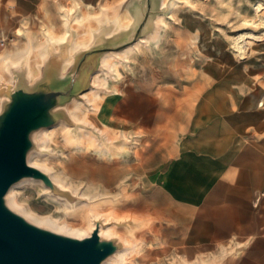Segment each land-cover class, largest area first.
I'll return each instance as SVG.
<instances>
[{
  "label": "rangeland",
  "instance_id": "rangeland-1",
  "mask_svg": "<svg viewBox=\"0 0 264 264\" xmlns=\"http://www.w3.org/2000/svg\"><path fill=\"white\" fill-rule=\"evenodd\" d=\"M120 1L0 0V37L8 41L5 47H0V56L7 53L8 48L15 49L16 45L41 37L45 29L62 31L58 5L73 6L79 20L91 14H99L101 7H116L115 12L106 11L105 20L93 18L86 28L70 22L73 27L69 37L70 49L76 51L86 47L88 51L80 62V66L87 70V78L82 87L69 94L66 104H71L82 93L93 88L88 94L91 102L85 101L79 115L82 121L91 122L103 134L90 124L79 123L68 115H59L54 124L45 127L49 137L43 135L37 141L41 146L35 142L31 149V153L37 154L40 162L49 165L53 171L64 177V187L72 191L74 185L79 184L76 193L72 191L73 194L67 200L70 208L58 200L60 196L67 197L66 192L62 191L61 194L59 190H53L41 179L26 178L25 181H19L16 188L20 201L31 206L34 212L41 215L54 214L57 218L79 224L80 227L84 224V219L81 216L69 217L67 212L78 211L76 205L80 200L79 195L87 183L105 187L109 195H112L102 200L103 210L134 213V216H145L147 212L154 211L158 216L166 211L164 208H170L161 196H155L156 192H147L144 189L145 181L138 180V175L133 172V160H130L132 157L129 155H134L139 145L136 134L129 136L130 139L123 137V134L108 128L107 121L118 124L121 122L102 116L109 98L120 95L124 83L134 81V65L137 62L145 67L143 70L146 73L142 76L147 87L155 88L158 93L160 88L169 91L163 100V107L173 104L178 107H195V98L186 96L183 100L181 94L192 91L193 84L202 77L205 78L207 88L216 86L211 93L210 107L214 108L216 100L233 98L234 108L224 112L225 117L217 120L216 124L234 131L235 134L264 133V0H165L166 6L161 10L153 9L152 6L148 10V4L152 5V0H139L141 6L144 2L147 6H142L141 19L132 29L133 32L108 39L93 49V32L97 26L104 24V21L110 24L116 16L112 28L116 32L125 27V17L134 18L129 6L119 4ZM183 11L200 14L207 24L204 23L205 26L201 28L200 40H187L182 52L177 48L168 51V47L162 42L163 36L172 35L169 28ZM159 12L162 13L165 23H156L157 33L152 41L137 48L136 43L142 36L149 17ZM22 28L24 34L21 37L19 33ZM85 29L89 31L87 35L81 33ZM154 48L161 50L160 53L156 51L159 55L155 57L152 56ZM110 51H119L121 54L114 59V69L104 71L101 58ZM149 52L152 55L149 56ZM25 61L31 64L33 71H40L42 55L36 57L30 52L25 56ZM9 65L8 59L0 61V68L8 81L12 77ZM99 70L100 73L95 77L96 85L92 86L91 78ZM80 73L81 70H77L75 78ZM200 92L201 88L195 87L194 93ZM223 107L228 108L225 105ZM105 135L111 138H106ZM99 150L106 157L99 158ZM182 183L193 185L195 181L167 180V184L174 187L181 186ZM147 193L153 196H148ZM53 195H57L58 199ZM154 221L158 220L150 213L144 222L145 228L149 229L144 231L143 236L136 234L135 239H143V244L132 260L134 264H173L182 258L188 261L196 258L194 246L184 247L183 253L179 249L175 253L170 252V246L161 241L163 230L152 227L155 225ZM133 225L130 223V228ZM128 228L124 227L125 230ZM119 245L121 248L122 244ZM202 258L211 264L220 262L216 256L207 254L202 255L198 263Z\"/></svg>",
  "mask_w": 264,
  "mask_h": 264
},
{
  "label": "crops",
  "instance_id": "crops-1",
  "mask_svg": "<svg viewBox=\"0 0 264 264\" xmlns=\"http://www.w3.org/2000/svg\"><path fill=\"white\" fill-rule=\"evenodd\" d=\"M204 23L200 14L183 11L169 28L172 35L164 34L162 42L168 51L182 52L187 40H200ZM153 50L149 56L161 51ZM134 68V81L109 98L102 116L121 122L107 121L123 137L136 134L139 145L129 155L133 172L145 181L147 192H156L170 206L160 216L150 212L160 221V227L158 221L152 227L163 230L161 241L173 253L194 246L199 258L217 255V264H264V133L235 134L216 124L234 108L233 98L216 100L210 107L216 86L207 88L205 78L181 94L183 100L195 98V107H163L169 91L160 88L159 94L147 87L145 67L137 62ZM195 87L201 92L194 93ZM169 179L195 183L174 187L167 184Z\"/></svg>",
  "mask_w": 264,
  "mask_h": 264
},
{
  "label": "bare ground",
  "instance_id": "bare-ground-1",
  "mask_svg": "<svg viewBox=\"0 0 264 264\" xmlns=\"http://www.w3.org/2000/svg\"><path fill=\"white\" fill-rule=\"evenodd\" d=\"M119 4L128 5L129 9L134 14V18L132 19L128 16L125 17V27L116 32L112 31V28L116 22V16L111 20L110 24L104 21V24L97 26L93 32V49H96L101 43L107 41L108 39L124 34H131L133 32L132 29H134L141 19L140 16L142 14V6H144V8L147 6L146 2H144L141 6L139 0H121ZM151 6L153 9L161 10L166 6V2L165 0H152V5L151 3L148 4V10L151 9ZM115 8V5L111 7H101L99 14H91L86 18L81 17L84 19L79 20V15L75 14L76 10L73 6L64 7L58 5V12L60 13L61 25L63 28L62 31L57 32L56 30H51V28H48L44 30V33L41 37H35L24 42L22 45H16L15 49L8 48V52L0 56V61H3L4 59L9 60V72L11 73L12 77L11 80L8 81L5 78L2 69L0 68V113L3 111L5 107L4 105L10 101V93L19 88H24L31 91L37 90V88L39 89V87L45 81H49L50 87L56 90L61 88L68 89L71 86L77 90L82 87L84 80L87 78V70L80 66V62L84 54L88 51L86 47H81L76 51H72L70 49L69 37L71 36L73 30L70 22L75 24V26L77 25L79 27L86 28L87 24L91 23L93 18L105 20L104 15L106 11L112 13L115 12ZM161 14L162 13L159 12L156 13V15L149 17L147 24L143 28L142 36L136 43L137 48H141L144 44L152 41V38H154V35L157 33L155 29L156 23H165ZM21 30L22 31L19 34L22 37L24 30L23 28ZM81 33L87 35L89 31L85 29ZM30 52H33L36 57L38 55H42L39 72L33 71L31 64L25 61V56ZM119 54H121L119 51H110L103 55L101 58L102 69L104 71L113 70L115 67L114 59L118 57ZM79 69L81 70V73L75 78V73L77 70L79 71ZM99 73L100 70L93 74L90 81L92 86L96 85L95 77ZM91 90H93V88L82 93L74 102L69 105L66 104L67 96L61 97L60 103L52 109V113L55 115V117L58 115H68V117L75 119L79 123L84 122L90 124L94 129H96V131L103 134V131L92 125L91 122L82 121L79 115L81 107L85 104V101L91 102V97L88 95ZM8 91L9 93H7ZM87 134H89V131H87ZM43 135L48 136L47 130L45 128H41L38 131H32L30 138L33 143L36 142V144L41 146V143H38L37 141H39ZM105 137L109 138L110 136L108 137L105 135ZM49 139L50 138H48V140ZM102 152L103 151L99 150V158L106 157V155ZM27 162L29 165L37 167L49 174L52 182L57 186L58 190H60V192H66L67 197L65 198H62L61 196L58 197L57 195H53V197L56 199L59 198L58 200L62 201L68 208H70L67 200L73 193H76L79 184L74 185L72 193V191L62 185V180L64 177H62L56 171H53L49 165L40 162V160L37 158V154L31 153V151L28 152ZM25 180L26 178H23L20 182ZM17 184L18 182L10 187L5 196V202L8 208L23 216L29 223L58 234H63L65 236L78 239L89 237L99 224V234L102 240H115L117 244H122L121 248L105 258L101 264H134L132 260L140 252L143 244V239H135L136 234L143 236L145 233L144 231L149 229L148 227L145 228L144 226V222H146L147 219L146 215L134 216V213L124 214L112 210H103L102 200L112 195H109L110 193L105 187L102 188L98 184L93 186L87 183V186L79 195L80 200L76 205L78 206V211L67 212L69 217L81 216L84 219V224L80 227L79 224L68 222L66 220L63 221L54 216V214L41 215L37 212H34L31 206L25 202H21L18 198L16 193ZM63 192L61 194H63ZM96 199H99L98 202H96ZM130 223L134 224L131 226V228L129 226ZM124 227L129 228L125 230ZM142 229L143 231H140ZM198 260V256H196V258L191 261L182 258V260H179L173 264H197ZM198 264L211 263H209V261L205 258H202Z\"/></svg>",
  "mask_w": 264,
  "mask_h": 264
},
{
  "label": "water",
  "instance_id": "water-1",
  "mask_svg": "<svg viewBox=\"0 0 264 264\" xmlns=\"http://www.w3.org/2000/svg\"><path fill=\"white\" fill-rule=\"evenodd\" d=\"M74 90L52 89L49 81L37 90L19 88L0 113V264H101L120 248L115 240L101 239L99 224L89 237L73 238L29 223L5 202L10 187L23 178L41 179L58 190L49 174L28 164L30 135L55 123L59 115L52 109Z\"/></svg>",
  "mask_w": 264,
  "mask_h": 264
},
{
  "label": "built area",
  "instance_id": "built-area-1",
  "mask_svg": "<svg viewBox=\"0 0 264 264\" xmlns=\"http://www.w3.org/2000/svg\"><path fill=\"white\" fill-rule=\"evenodd\" d=\"M7 42H8L7 40H5V39H3V38L0 37V47L1 48L2 47H5V45H6ZM262 195H264V188L262 190Z\"/></svg>",
  "mask_w": 264,
  "mask_h": 264
}]
</instances>
